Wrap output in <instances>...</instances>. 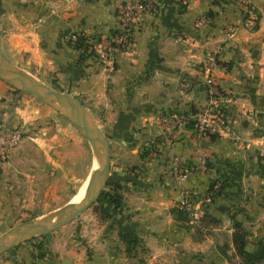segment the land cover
<instances>
[{"label":"crops","instance_id":"0c3cea01","mask_svg":"<svg viewBox=\"0 0 264 264\" xmlns=\"http://www.w3.org/2000/svg\"><path fill=\"white\" fill-rule=\"evenodd\" d=\"M127 1L0 0L2 52L23 77L89 109L109 138L108 185L120 184L122 196L120 208L101 197L75 222L0 255V264H232L235 224L247 232V250L264 254V0H248L259 15L257 30L245 21L243 0H157L159 13L143 17L131 50L98 61L90 44L118 27ZM203 16L208 22L199 28ZM231 25L237 31L229 39ZM80 36L86 58L74 46ZM213 58L223 65L212 75L231 100L233 134L203 143L209 163L197 169L192 131L171 146L159 138L157 122L210 103L204 64ZM46 122L36 99L0 80V127L24 135L0 162V207L11 206V213L59 192L67 161L62 150L52 151L56 136ZM173 156L192 168L185 186L196 203L209 197L203 212L196 204L198 220L183 222L174 212L181 189L166 171ZM213 186L222 188L220 195L211 194Z\"/></svg>","mask_w":264,"mask_h":264},{"label":"built area","instance_id":"2783aa9c","mask_svg":"<svg viewBox=\"0 0 264 264\" xmlns=\"http://www.w3.org/2000/svg\"><path fill=\"white\" fill-rule=\"evenodd\" d=\"M71 1L68 0V3ZM242 2L247 22L249 25L255 26L259 22L256 8L248 0ZM158 13L157 0H128L119 9L118 27L108 37L90 44L91 55L98 61L113 62L119 55L131 50L136 35L142 29L143 17ZM207 22L208 17L203 16L198 19L196 24L202 28ZM236 31V26H229L226 30L227 37L231 39ZM77 39L78 37L75 40ZM221 67L223 68V65L215 58L204 64L205 71L210 75L206 81L210 103L204 109L189 115H162L157 122L160 129L159 138L171 146L176 145L184 131H192L194 139L198 143L194 159V165L197 169H204L209 163L203 143L210 140L211 137L222 136L224 133L233 134L227 115V107L231 100L223 93L212 75L215 70ZM23 138L22 130L9 131L0 127V162H5L11 158ZM166 171L173 182L180 186L179 209L192 220H198L201 212H197L196 204L200 206L203 212V207L206 205L205 201H209V197L196 203L193 194L185 186L190 180L192 168L182 157L173 156L166 160Z\"/></svg>","mask_w":264,"mask_h":264},{"label":"rangeland","instance_id":"374dc122","mask_svg":"<svg viewBox=\"0 0 264 264\" xmlns=\"http://www.w3.org/2000/svg\"><path fill=\"white\" fill-rule=\"evenodd\" d=\"M245 21L247 22L246 14ZM250 26L252 29L257 30L259 22H257L255 26ZM18 73L21 74L19 71ZM30 96L36 99L43 109V115L45 119H47V129H49L47 133L51 136H56L52 144V146L54 145L52 151L62 150V159H66L67 162L65 163V160H63L64 164L63 171L61 172L62 178L60 177L61 179L59 180V192L57 193L56 189L49 192V196L43 205L41 203L40 205L30 206L31 208H28L29 206H25L24 208L21 206V211L16 213L9 212L11 206L5 207V205H3L0 207V216H3V218L0 219V237L9 230L20 227L28 222L30 223H28L27 227L40 221H51V219L58 215L64 214L67 211L69 212V206H71L75 196H77L82 187L88 183L91 177L90 175L93 174L95 160H97L92 144L90 143V141H92L90 134V139H88L82 128L70 119V115H67L64 111L56 107V109L59 110L58 112L42 100L33 95ZM82 124L87 127L86 122L83 121ZM38 136L39 138H43L42 134H38ZM13 206L19 207L17 205ZM12 216H16V218L14 217L13 219ZM22 229H26V226L21 228V231ZM35 239H38V237ZM8 251H4L0 253V255ZM242 261L243 259L238 256L236 262L232 264H243Z\"/></svg>","mask_w":264,"mask_h":264},{"label":"water","instance_id":"95a60500","mask_svg":"<svg viewBox=\"0 0 264 264\" xmlns=\"http://www.w3.org/2000/svg\"><path fill=\"white\" fill-rule=\"evenodd\" d=\"M18 68L14 67L6 58L0 47V79L17 91L33 95L42 100L46 104L56 109L54 104L67 107L75 116L72 119L86 133L88 139L91 136L92 148L99 165V175L94 183L91 194L86 197L77 207L71 210L70 213L51 221L49 224L37 227H28V223L11 229L0 237V253L12 250L20 245L34 240L50 233H53L62 227L75 222L81 215L88 211L96 202H98L104 194L109 183L111 171V147L109 138L100 129L92 113L82 103L78 102L71 94L61 92L44 83L37 81L28 74V78L20 75ZM57 110V109H56ZM59 112V110H57ZM87 123L85 127L81 121ZM26 226L27 229L21 231V228Z\"/></svg>","mask_w":264,"mask_h":264},{"label":"trees","instance_id":"16d2710c","mask_svg":"<svg viewBox=\"0 0 264 264\" xmlns=\"http://www.w3.org/2000/svg\"><path fill=\"white\" fill-rule=\"evenodd\" d=\"M74 46L78 49L83 50V53L86 58L87 52L89 53V47L86 45V39L83 36L78 37L76 41H74ZM91 54V53H89ZM214 138V137H211ZM108 186L113 188V192H106L102 196V201H110L113 202L117 207H121L122 205V196L118 193V190L120 188V184H109ZM216 186H213L211 189V194L213 196L220 195L222 188L215 189ZM177 217L183 221L187 222V214L179 209L174 210ZM211 217L206 215V219H210ZM233 242L236 249V253L239 257L243 259V264H264V254L261 257H257L254 254L250 253L247 250V232L240 224H235V233L233 236Z\"/></svg>","mask_w":264,"mask_h":264},{"label":"bare ground","instance_id":"6f19581e","mask_svg":"<svg viewBox=\"0 0 264 264\" xmlns=\"http://www.w3.org/2000/svg\"><path fill=\"white\" fill-rule=\"evenodd\" d=\"M54 105H55V107H57L59 110H62V111H64L65 113H67V115H70L71 118L75 117V116L71 113V111H70L68 108H66V107H64V106H61V105H58V104H54ZM80 121H81V123H83L82 120H80ZM84 124H85V123H84ZM98 175H99V165H98L97 160H95L93 174L90 175L91 177H90L88 183L85 184V186L82 187V189L80 190V192L78 193V195L75 196L74 201L72 202L71 206H69L70 211H69V212L67 211V212H65L64 214H60V215H58L57 217L51 219V221L56 220V219H58L59 217H61V216H63V215H66V214L70 213L72 209H74L75 207H77V206H78V205H79V204H80V203H81L86 197H88V196L91 194L92 190H93L94 183H95V181H96ZM67 208H68V207H67ZM67 208H66V209H67ZM65 211H66V210H65ZM51 221H40V222H38V223H36V224H32V225H30L29 227H37V226H41V225H46V224H49ZM27 228H28V227H27ZM27 228H26V229H27ZM22 231H24V230L22 229Z\"/></svg>","mask_w":264,"mask_h":264}]
</instances>
